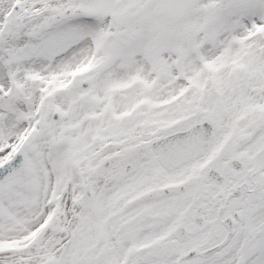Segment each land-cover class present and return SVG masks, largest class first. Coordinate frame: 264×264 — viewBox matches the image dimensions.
Instances as JSON below:
<instances>
[{
    "label": "snow or ice",
    "instance_id": "snow-or-ice-1",
    "mask_svg": "<svg viewBox=\"0 0 264 264\" xmlns=\"http://www.w3.org/2000/svg\"><path fill=\"white\" fill-rule=\"evenodd\" d=\"M0 264H264V0H0Z\"/></svg>",
    "mask_w": 264,
    "mask_h": 264
}]
</instances>
